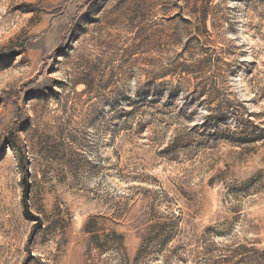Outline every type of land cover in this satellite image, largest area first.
Listing matches in <instances>:
<instances>
[{"label":"rangeland","instance_id":"obj_1","mask_svg":"<svg viewBox=\"0 0 264 264\" xmlns=\"http://www.w3.org/2000/svg\"><path fill=\"white\" fill-rule=\"evenodd\" d=\"M256 250L264 0H0V264Z\"/></svg>","mask_w":264,"mask_h":264},{"label":"trees","instance_id":"obj_2","mask_svg":"<svg viewBox=\"0 0 264 264\" xmlns=\"http://www.w3.org/2000/svg\"><path fill=\"white\" fill-rule=\"evenodd\" d=\"M16 148L18 151H20V148L18 146H16ZM20 162L23 164L24 158H20ZM23 166H24V164H23ZM23 168L25 169V166ZM241 262H244L245 264H247L246 259H242ZM247 262L248 263H255V264H263L264 263V250H261V251L256 250L255 257L248 259Z\"/></svg>","mask_w":264,"mask_h":264}]
</instances>
